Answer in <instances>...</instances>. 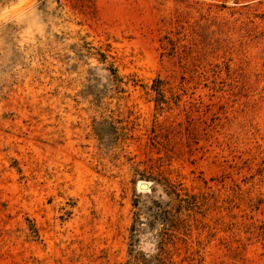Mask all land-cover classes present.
<instances>
[{
	"label": "rangeland",
	"instance_id": "374dc122",
	"mask_svg": "<svg viewBox=\"0 0 264 264\" xmlns=\"http://www.w3.org/2000/svg\"><path fill=\"white\" fill-rule=\"evenodd\" d=\"M0 264H264V0H0Z\"/></svg>",
	"mask_w": 264,
	"mask_h": 264
},
{
	"label": "water",
	"instance_id": "95a60500",
	"mask_svg": "<svg viewBox=\"0 0 264 264\" xmlns=\"http://www.w3.org/2000/svg\"><path fill=\"white\" fill-rule=\"evenodd\" d=\"M140 187H141V188H144V189L148 188V186H147L146 184H141Z\"/></svg>",
	"mask_w": 264,
	"mask_h": 264
}]
</instances>
